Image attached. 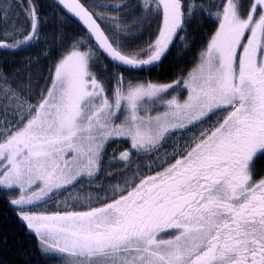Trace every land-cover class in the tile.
Segmentation results:
<instances>
[{
	"label": "snow or ice",
	"instance_id": "obj_1",
	"mask_svg": "<svg viewBox=\"0 0 264 264\" xmlns=\"http://www.w3.org/2000/svg\"><path fill=\"white\" fill-rule=\"evenodd\" d=\"M52 6L49 19L37 0H0V50L46 45L40 76L0 70V201L42 255L264 264V0H136L122 17L85 0ZM69 20L79 35L67 33ZM193 28V39L207 30L186 74L171 83L124 75L155 71L177 40L191 50ZM138 29L150 38L133 49ZM110 142L127 145L112 157L124 171L104 184ZM83 183L94 196L34 211Z\"/></svg>",
	"mask_w": 264,
	"mask_h": 264
},
{
	"label": "trees",
	"instance_id": "obj_2",
	"mask_svg": "<svg viewBox=\"0 0 264 264\" xmlns=\"http://www.w3.org/2000/svg\"><path fill=\"white\" fill-rule=\"evenodd\" d=\"M88 4H96L104 6L103 8L97 7L92 9L93 11L103 14L107 17L125 16L132 14V11H136V0H85ZM40 6V12L42 17H52L56 11L52 4V0H37ZM129 3L132 7L124 9L123 11L116 12L115 7L119 4ZM132 10V11H131ZM133 11V12H134ZM129 22V21H128ZM66 31L69 35H79L80 27L69 20L65 25ZM201 35H197L194 39L192 32L195 29H189V42L193 45L191 50H187L186 46L177 40V46L173 47L168 57L163 61L162 65L155 71L132 73L125 72L124 75L129 79H136L138 77L145 78L150 81H159L163 83L172 82L175 78H178L181 74H186L187 71L193 66L192 61L198 54V46L200 43ZM142 34H136L135 32L128 36V47L136 49L144 47L146 44ZM46 45H41L37 48V52H27L24 50H0V70L4 71L8 76H12L16 71L22 70L26 61L31 59H39L43 65L42 70L46 71L47 60L42 57V50ZM36 57V58H35ZM37 59V60H38ZM42 60V61H41ZM127 147L124 143L110 142L107 146V151L103 161V169L99 173L100 182L107 184L111 180L112 175H118L120 171H124L123 168L116 169V165L122 162L112 160L115 155L119 157L121 151ZM141 161L133 157V163L131 167L136 168ZM112 165L111 175L109 172V166ZM114 183V181H113ZM80 192H95V185L90 186L88 183H83ZM55 210V207L50 209ZM37 211V210H36ZM50 211V212H51ZM0 264H50L49 261L41 254L35 237L27 235L26 229L16 219V215L12 212L7 203L0 201Z\"/></svg>",
	"mask_w": 264,
	"mask_h": 264
},
{
	"label": "rangeland",
	"instance_id": "obj_3",
	"mask_svg": "<svg viewBox=\"0 0 264 264\" xmlns=\"http://www.w3.org/2000/svg\"><path fill=\"white\" fill-rule=\"evenodd\" d=\"M132 11V10H131ZM134 11V10H133ZM133 11H132V13H133ZM135 12V11H134ZM131 15V14H130ZM118 16V15H117ZM129 21V22H128ZM128 21H126L125 23L129 26V27H131V26H133L135 23H136V20H135V18H132V19H129ZM20 22H22V21H20ZM0 31H3V29L2 28H0ZM136 34H142L144 37V43L146 44L147 43V41L149 40V38H150V36H149V34L147 33V32H145V31H143V30H141V29H138L136 32H135ZM41 45H43V44H41ZM41 45H39V46H41ZM39 46H37V47H33V48H27V49H24V52L25 53H27V52H34V51H36L37 52V48H39ZM9 50H17V49H9ZM43 57V56H42ZM36 58V57H35ZM37 59H38V57H37ZM37 59H34L33 60V64L35 65V66H30L28 63H27V61L26 62H24L25 63V66H23V68H22V70H18V71H20L21 73H22V75H24V76H27L28 75V73L30 72L31 74H32V76L34 77V78H36V77H38V76H40V74L41 73H43V72H46V71H43L42 70V67H43V65L41 64V62L39 61V63H36V61H37ZM43 59H44V57H43ZM39 60V59H38ZM45 60V59H44ZM42 61V60H41ZM25 70H27V71H25ZM17 72V71H16ZM15 72V73H16ZM9 77H12V76H9ZM169 83H171V82H169ZM179 91H182V89L181 90H179ZM174 95H176V94H178V93H173ZM185 96H186V93L184 94ZM181 143H182V141H181ZM118 162H120L119 160H117ZM142 163V162H141ZM143 163L144 164H146L147 163V161H143ZM82 184H79V185H77L76 186V188H74L71 192H69V193H64V195H62V196H60V198H59V205H57L56 203H52V204H50V205H45V206H41V207H38V208H36V209H34V211H36V212H40V213H44V212H50L51 210V208L53 209L54 207H55V210L57 209V207L59 206V208H61V209H63L64 207H70L71 206V204H72V202H73V200L74 199H76V198H79V197H82V196H84V197H86V196H88L89 194H91V195H95V192L94 191H89V192H80V189L82 188V186H81ZM54 211V210H53ZM42 254V253H41ZM44 257V256H43ZM45 258V257H44ZM48 261H49V263L50 264H63V262L61 261V260H59L58 258H46Z\"/></svg>",
	"mask_w": 264,
	"mask_h": 264
},
{
	"label": "water",
	"instance_id": "obj_4",
	"mask_svg": "<svg viewBox=\"0 0 264 264\" xmlns=\"http://www.w3.org/2000/svg\"><path fill=\"white\" fill-rule=\"evenodd\" d=\"M53 1V0H52ZM72 21H74L78 26H79V24L75 21V20H72ZM80 27V26H79Z\"/></svg>",
	"mask_w": 264,
	"mask_h": 264
},
{
	"label": "bare ground",
	"instance_id": "obj_5",
	"mask_svg": "<svg viewBox=\"0 0 264 264\" xmlns=\"http://www.w3.org/2000/svg\"><path fill=\"white\" fill-rule=\"evenodd\" d=\"M74 22V21H73Z\"/></svg>",
	"mask_w": 264,
	"mask_h": 264
}]
</instances>
